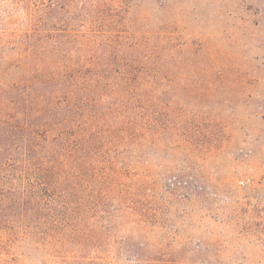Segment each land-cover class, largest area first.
Wrapping results in <instances>:
<instances>
[{
  "label": "rangeland",
  "instance_id": "1",
  "mask_svg": "<svg viewBox=\"0 0 264 264\" xmlns=\"http://www.w3.org/2000/svg\"><path fill=\"white\" fill-rule=\"evenodd\" d=\"M24 2L0 0L1 121L24 114L16 86L46 64L24 46ZM115 7L78 28L87 57L102 55L94 125L116 171L94 181L83 229L112 248L30 241L0 209V264H264V0Z\"/></svg>",
  "mask_w": 264,
  "mask_h": 264
},
{
  "label": "trees",
  "instance_id": "2",
  "mask_svg": "<svg viewBox=\"0 0 264 264\" xmlns=\"http://www.w3.org/2000/svg\"><path fill=\"white\" fill-rule=\"evenodd\" d=\"M115 2H24L28 15L24 46L46 64L39 70L29 68L24 87L16 86L23 89L18 95L24 91V114L0 120V209H11V214L1 211L3 217L21 219L23 226L10 229L30 241L73 243L81 253L96 243L112 248L101 235L83 229L89 216L84 209H88L94 181L116 171L107 161V144L114 141L94 125L97 118L106 116L92 104L104 78L102 55L87 57L88 47L81 42L78 28L89 19L105 23V12L116 13ZM88 62L97 66L89 70ZM134 105L129 103L128 109ZM128 252L136 253L134 249ZM99 260L103 261L90 264H99ZM133 262L199 264L173 259L136 258Z\"/></svg>",
  "mask_w": 264,
  "mask_h": 264
}]
</instances>
